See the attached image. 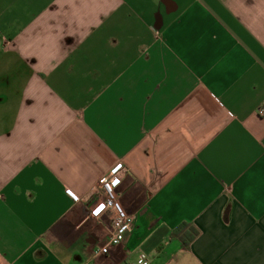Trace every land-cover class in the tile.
Masks as SVG:
<instances>
[{
	"label": "crops",
	"instance_id": "crops-1",
	"mask_svg": "<svg viewBox=\"0 0 264 264\" xmlns=\"http://www.w3.org/2000/svg\"><path fill=\"white\" fill-rule=\"evenodd\" d=\"M263 106L264 0H0V264H264Z\"/></svg>",
	"mask_w": 264,
	"mask_h": 264
},
{
	"label": "built area",
	"instance_id": "built-area-1",
	"mask_svg": "<svg viewBox=\"0 0 264 264\" xmlns=\"http://www.w3.org/2000/svg\"><path fill=\"white\" fill-rule=\"evenodd\" d=\"M258 114L264 117V106L258 110ZM122 169V164L119 163L98 180V188L102 192V197L90 209L89 216L91 218H99L106 210L111 209L114 212V218L108 242L96 249L93 252V257L106 254L110 246L122 243L134 226V217L125 211L116 197V188L122 179ZM67 193L72 199L77 200L78 197L70 190H67ZM88 264H92V262ZM130 264H148V258L142 253Z\"/></svg>",
	"mask_w": 264,
	"mask_h": 264
},
{
	"label": "trees",
	"instance_id": "trees-1",
	"mask_svg": "<svg viewBox=\"0 0 264 264\" xmlns=\"http://www.w3.org/2000/svg\"><path fill=\"white\" fill-rule=\"evenodd\" d=\"M199 230L191 223L183 222L174 228L171 236L180 242L182 250H188L191 243L198 237Z\"/></svg>",
	"mask_w": 264,
	"mask_h": 264
}]
</instances>
